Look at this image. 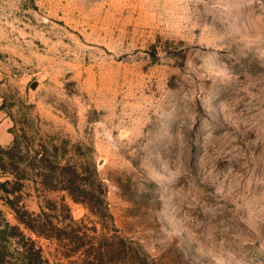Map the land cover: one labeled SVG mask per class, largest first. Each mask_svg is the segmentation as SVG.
I'll list each match as a JSON object with an SVG mask.
<instances>
[{
  "label": "rangeland",
  "instance_id": "obj_1",
  "mask_svg": "<svg viewBox=\"0 0 264 264\" xmlns=\"http://www.w3.org/2000/svg\"><path fill=\"white\" fill-rule=\"evenodd\" d=\"M0 73L12 168L47 155L89 181L95 167L112 218L37 171L10 195L18 209L57 202L68 227L66 204L117 264H264V0H0ZM7 197L0 224L20 226ZM26 242L0 239V264L30 262Z\"/></svg>",
  "mask_w": 264,
  "mask_h": 264
},
{
  "label": "trees",
  "instance_id": "obj_2",
  "mask_svg": "<svg viewBox=\"0 0 264 264\" xmlns=\"http://www.w3.org/2000/svg\"><path fill=\"white\" fill-rule=\"evenodd\" d=\"M20 148H22V143L15 136L13 143L2 149L10 162L4 163L5 159L0 158L1 170L15 178V181H12L9 176L6 180L0 181V192L7 194L6 204L14 211L16 220L20 224V226H12L3 221V213L0 210V219H3L0 224V239L8 240L19 237L27 241L24 248H26L25 253L28 254L27 258L30 262L24 264H39L41 262L51 264L49 259L44 258L42 248L31 237H27L24 230L38 238L44 237L58 242L60 259L67 260L70 264H117L119 247H116L108 239L105 240L106 245L99 244L96 247L97 239L89 238L81 233L80 222L73 218L66 204L61 203L60 206L67 212L71 224L68 227H61V221H53V219L57 221L59 217L60 209L57 202L41 205L39 213H30L25 207L18 209L14 200L10 198V195H14L23 188L25 181L31 180L29 172L37 171V174L34 175L35 179L40 180L44 190L65 191L74 202L84 205L92 215L102 218L104 214H107L109 218H112L106 203V189L99 179L97 169L93 167L89 171L90 179L88 181V178L84 176L83 168L69 161L63 164L60 159L51 160L47 155H22L20 164L24 166L19 172L17 168H12L14 165L11 162L14 158L10 153ZM26 150L29 151L28 147ZM52 164L57 167H52ZM53 184L60 185L56 187ZM12 185H16L17 188L9 189ZM68 229L70 232L66 233ZM55 233L58 235H54ZM74 257H77V260L71 262Z\"/></svg>",
  "mask_w": 264,
  "mask_h": 264
},
{
  "label": "crops",
  "instance_id": "obj_3",
  "mask_svg": "<svg viewBox=\"0 0 264 264\" xmlns=\"http://www.w3.org/2000/svg\"><path fill=\"white\" fill-rule=\"evenodd\" d=\"M2 82V75L0 73V85ZM2 100V96L0 94V102ZM14 135L10 131V125L8 123V120L6 119V116L2 111H0V145L5 146L9 145L13 142Z\"/></svg>",
  "mask_w": 264,
  "mask_h": 264
},
{
  "label": "water",
  "instance_id": "obj_4",
  "mask_svg": "<svg viewBox=\"0 0 264 264\" xmlns=\"http://www.w3.org/2000/svg\"><path fill=\"white\" fill-rule=\"evenodd\" d=\"M35 85H36V83L34 84V86H35ZM34 86H33V87H34Z\"/></svg>",
  "mask_w": 264,
  "mask_h": 264
}]
</instances>
